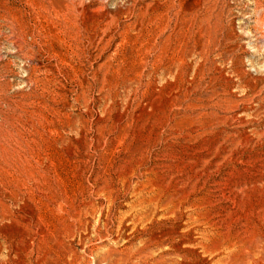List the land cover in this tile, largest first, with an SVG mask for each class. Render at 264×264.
Masks as SVG:
<instances>
[{"label": "rangeland", "instance_id": "rangeland-1", "mask_svg": "<svg viewBox=\"0 0 264 264\" xmlns=\"http://www.w3.org/2000/svg\"><path fill=\"white\" fill-rule=\"evenodd\" d=\"M0 264H264V0H0Z\"/></svg>", "mask_w": 264, "mask_h": 264}, {"label": "bare ground", "instance_id": "bare-ground-1", "mask_svg": "<svg viewBox=\"0 0 264 264\" xmlns=\"http://www.w3.org/2000/svg\"><path fill=\"white\" fill-rule=\"evenodd\" d=\"M201 44V43H200ZM202 45V44H201ZM211 45V44H210ZM203 48H205V47H203ZM203 48H201V47H199L197 50L198 51H202L203 50ZM208 48V47H207ZM211 51V50H210ZM197 52V51H196ZM203 53V52H202ZM218 53V52H217ZM223 53V52H222ZM201 54V53H200ZM200 56H202V55H200ZM203 57V56H202ZM219 57H220V55H219ZM212 82H213V80H212ZM231 133V132H230ZM228 134V133H227ZM230 137V136H229ZM224 138V137H223ZM233 138H234V136H233Z\"/></svg>", "mask_w": 264, "mask_h": 264}]
</instances>
